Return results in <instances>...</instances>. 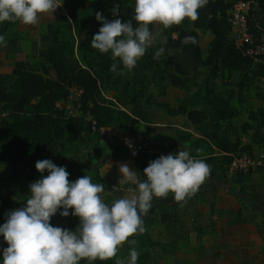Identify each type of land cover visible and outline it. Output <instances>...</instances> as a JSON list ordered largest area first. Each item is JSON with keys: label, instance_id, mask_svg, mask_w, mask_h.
<instances>
[{"label": "trees", "instance_id": "16d2710c", "mask_svg": "<svg viewBox=\"0 0 264 264\" xmlns=\"http://www.w3.org/2000/svg\"><path fill=\"white\" fill-rule=\"evenodd\" d=\"M256 4L258 7L262 6L264 11V0H256ZM114 5H119L118 16L122 20H132L135 25V0H64L67 15L49 23L40 40V46L36 44L38 63L34 66L29 62L17 60L12 73L0 74L2 163L28 169L30 172L25 179L30 185L38 179L36 172L39 171L35 168L38 160L57 155L66 140H76L82 134L90 135L93 132V125L87 120L88 114L96 122L98 134L102 129L113 126L131 131L140 122L151 123L152 117L146 113L144 106H141L142 100L149 107L162 108L169 116H186L199 138H194L193 132L178 131L176 140L178 143H188L191 148L190 155L194 157L203 156L201 151L207 147V154L218 153V162L227 166L232 158L223 153H253L255 145L264 149V109L250 110L248 122L235 124L234 119L241 114L236 104L235 90H211L204 96L191 97L177 107L169 103L155 102L152 95L147 94L149 87L156 85L163 88L165 84L189 92L192 86L196 85L197 75L202 68L209 69L214 77L223 72H228L229 77L241 73L237 84L239 89L244 88L254 78L264 79V58L256 62L237 50L232 42L229 25L232 3L226 0H208L204 7L198 9V18L195 21L185 18L180 24L167 28L163 26L162 42L148 48L145 62L139 63L138 60L133 67L137 72L132 81L116 76L124 68L122 63H117L115 72L110 71V66L115 62L110 52L102 53L91 46L94 34L102 25V21L96 19V13H102L109 20L115 19L117 17L111 11ZM18 21L1 22L3 26L0 28V34L12 28L16 29ZM248 22L253 34L258 36L259 25L252 10ZM90 24H96L97 29L88 30ZM153 25L154 23L149 25L151 32ZM14 33L16 36L4 44L8 46L12 60L15 59L12 51L18 41L17 35H20L16 30ZM200 33H210L213 36L206 57L201 48ZM185 36H194L196 43H182ZM20 37L22 38L21 35ZM160 47L165 51L159 59H155L154 54ZM77 48L81 51L80 58L76 54ZM142 68L150 70L149 76L140 75ZM109 82L122 85L124 98L119 100L122 106L133 105V114L101 102V87ZM71 86L84 90L83 115L67 119L56 111L54 106L57 101L67 97L68 88ZM243 135H250L248 144L241 143ZM233 136L236 137L235 140H232ZM175 150L176 145L173 144L165 146L161 152L138 153L134 157L138 178H145L143 169L149 161L161 154L174 153ZM214 160L206 159L208 162ZM65 163L70 167L74 165ZM99 167L97 171L102 183ZM8 176L0 173V185L9 181ZM104 188L108 190V187ZM165 209L162 206L150 209L147 215L142 216L144 225L145 222L155 223L157 216L162 223L176 224V215ZM146 237L150 244L160 247L165 253L168 252L161 244L154 243L147 232ZM126 259L125 252L124 260Z\"/></svg>", "mask_w": 264, "mask_h": 264}, {"label": "clouds", "instance_id": "9594fccd", "mask_svg": "<svg viewBox=\"0 0 264 264\" xmlns=\"http://www.w3.org/2000/svg\"><path fill=\"white\" fill-rule=\"evenodd\" d=\"M207 3L208 0H135V25L132 20H122L118 16L119 5H114L111 11L115 19L96 13L102 25L94 34L91 46L102 53H111L115 62L110 71L117 70V63L131 71L153 44L150 24L158 22L167 28L185 18L195 21L198 9ZM59 5L57 0H0V22L19 20L23 24H35L40 14L54 13ZM181 42L194 44L196 38L185 36ZM5 43V36L0 34V46ZM164 51L163 47L158 48L154 58L159 59ZM35 168L41 178L30 183L24 206L7 211L6 221L0 224V235L7 242L0 264H80L84 258L90 262L108 260L128 237L146 231L142 216L148 214L154 198L172 193V199L185 201L211 175L205 160L180 149L149 161L143 169L144 179H139L128 164H121L122 176L112 186V192L122 194L109 204L101 195L104 184L93 183L89 175L70 181L66 166H57L51 159L38 160ZM121 183H131L134 187L123 189L119 187ZM58 211L63 217L71 214L79 218L75 230L50 223ZM128 243L135 245L136 241L128 240ZM138 256L139 252L132 247L127 259H118L115 264H137Z\"/></svg>", "mask_w": 264, "mask_h": 264}, {"label": "crops", "instance_id": "0c3cea01", "mask_svg": "<svg viewBox=\"0 0 264 264\" xmlns=\"http://www.w3.org/2000/svg\"><path fill=\"white\" fill-rule=\"evenodd\" d=\"M226 1L233 4L239 0ZM249 1L253 4L256 23L264 28V11L259 9L256 0ZM57 2L60 5L54 13L49 11L40 14L35 24L18 21L15 30L23 37L22 51L32 50L35 43L40 46L48 24L67 15L64 0ZM90 26L88 30H96L90 29ZM162 27L160 23L154 22L152 33ZM14 66L15 61L9 57L8 46H0V74L12 73ZM177 130L194 133L192 127L184 128L179 124L140 122L133 130L126 131L125 135L139 142H147L150 153L161 152L165 146L173 144L176 145L175 152L180 149L190 153L188 143L177 142ZM194 135V138H199L197 134ZM235 139L233 136L232 140ZM253 150L256 153L262 149L255 145ZM219 157L218 153L196 157L205 161L209 158L215 160L206 161L211 168V175L185 201L172 199V193L168 197L154 198L152 208L162 206L176 215L177 220L176 224L168 225L157 216L155 223L147 225L148 237L168 249L167 253L160 250L164 255L163 264H264V169L236 176L229 173L227 166L218 162ZM121 164H128L130 169L136 171L135 158L124 145L116 146L100 164L102 184L108 187L101 193L106 203L110 204L116 195L122 194L112 192V186L118 184L122 176L119 171ZM119 187L127 189L134 185L121 183ZM176 203L178 205L174 206Z\"/></svg>", "mask_w": 264, "mask_h": 264}, {"label": "rangeland", "instance_id": "374dc122", "mask_svg": "<svg viewBox=\"0 0 264 264\" xmlns=\"http://www.w3.org/2000/svg\"><path fill=\"white\" fill-rule=\"evenodd\" d=\"M255 10L257 11V8H255ZM2 26L3 25H1L0 22V28ZM94 28L97 29V25L91 24L90 29ZM14 32L15 29L12 28L8 32L2 33L5 36L6 43L10 38L16 36ZM17 36L18 41L12 51L15 56L14 61L23 60L35 66L38 63V53L36 48V44L38 45V43L33 44L32 50L22 51L21 46L23 45V37L21 38L20 35ZM153 38V44L150 47L162 42L163 27L153 31ZM212 39L213 36L210 33H200V44L205 57L207 56L209 44ZM148 52L149 50L147 49L145 54L139 59V63L140 61L142 63L145 62V57ZM76 54L80 58L81 51L78 50V48ZM136 72L135 69L129 71L124 67L116 76H119L122 80L132 81L136 76ZM149 74L150 70L146 68H142L140 71V75L149 76ZM240 78L241 73H235L232 77H229L228 72H223L217 77H214L210 74L209 69L202 68L199 75H197L196 85L192 86L189 92L165 84L163 88H158L156 85L149 87L147 94H151L155 102L169 103L171 106L177 107L182 102L189 100V98H195L198 97V95L204 96L211 90L219 92L235 90L237 94L236 104L238 105L241 114L234 119V122L235 124L242 125L245 122H248L246 120L249 119L248 112L250 110L257 111L259 109H264V79L254 78L244 88L239 89L237 84L240 81ZM101 89L102 103L123 110L129 114H133V105L122 106V102L119 100V98H124L122 97L123 87L121 84L118 83V85H115L114 83L109 82L108 84L102 85ZM141 106H144L146 113L152 117L151 123L156 122L158 124L169 125L179 124L184 128L191 127L186 116H169L162 108L145 105L143 100L141 101ZM115 131H119L122 136L126 134V130H122L115 126L102 129L101 133H99L100 136L98 132L94 131L90 135L82 134L78 136L76 140H66L57 155L50 156L48 159H51L57 166H66V170L70 174L68 177L70 181H74L86 174L91 177L93 183H100L97 170L103 157L113 152L116 146L122 145L118 140L115 142L110 140L109 135H115ZM102 136H105V138L103 139ZM201 153L207 154V147H204ZM65 162L73 163L74 165L70 167L68 163ZM29 172L28 169L8 166L0 161V173L9 175V181L0 185V224H3L6 221L5 214L7 211L20 208L24 205L25 200L29 195V184L25 179ZM44 175H47V171L44 172ZM36 177L40 179L41 173L36 172ZM104 190L107 189L104 188ZM69 211L71 212V209ZM50 223L54 226L75 230L79 224V218L72 216L71 214L67 217H63L59 215L58 211L57 214L51 218ZM147 225L148 224L144 225L145 229H147ZM146 232L147 230L144 233L137 232L128 237L125 242L118 246L116 255L108 260L101 261L97 259L96 261L90 262L84 258L80 261V264H115V261L118 259L124 260L125 252L127 258L129 249L132 247H135L139 252L137 264H163L161 260V256L163 255L160 251V247L153 246L148 242ZM128 240H135L136 244L131 245L128 243ZM4 247H7V242L3 239V236L0 235V259H2V249Z\"/></svg>", "mask_w": 264, "mask_h": 264}, {"label": "built area", "instance_id": "2783aa9c", "mask_svg": "<svg viewBox=\"0 0 264 264\" xmlns=\"http://www.w3.org/2000/svg\"><path fill=\"white\" fill-rule=\"evenodd\" d=\"M253 4L251 1L239 0L233 3L229 13L230 36L235 48L241 51L245 56L256 62L264 58V28L259 27L260 33L255 36L250 29L248 18ZM84 90L78 86L68 88V95L65 99L55 103V110L63 117L70 119L83 115L82 98ZM87 120L93 125V131L96 132V122L89 114ZM112 142L120 141L130 152L132 156H136L141 152H148V143L139 142L128 135H120L119 131H115V135H109ZM127 141V142H126ZM250 142V135H243L241 143L243 145ZM129 144L132 147H129ZM231 156L232 160L227 165L231 174L249 175L257 173L264 169V149L259 152H240L237 154H225Z\"/></svg>", "mask_w": 264, "mask_h": 264}, {"label": "water", "instance_id": "95a60500", "mask_svg": "<svg viewBox=\"0 0 264 264\" xmlns=\"http://www.w3.org/2000/svg\"><path fill=\"white\" fill-rule=\"evenodd\" d=\"M259 9L261 10L262 9V6H259Z\"/></svg>", "mask_w": 264, "mask_h": 264}]
</instances>
